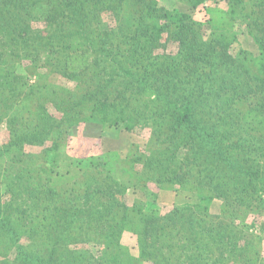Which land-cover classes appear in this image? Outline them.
Returning a JSON list of instances; mask_svg holds the SVG:
<instances>
[{"label":"trees","instance_id":"1","mask_svg":"<svg viewBox=\"0 0 264 264\" xmlns=\"http://www.w3.org/2000/svg\"><path fill=\"white\" fill-rule=\"evenodd\" d=\"M202 13L207 19H198ZM219 13L231 29L218 26L214 15ZM234 27L249 48L240 43L236 54ZM50 75L61 79L70 101L61 120L46 112L45 102L38 108L36 119L44 127L38 145L51 141L52 147L23 154L11 176L0 171V236L6 231L9 242L17 244L18 258L28 264H57L72 237L91 242L100 225L101 238L105 232L115 235L129 207L92 203L89 181L82 184L83 192L72 184L63 190L69 195L64 197L51 185L52 174L68 172L47 166L51 168L57 153L89 157L91 150L81 151L93 145L90 137L149 128L177 147L184 144L192 160L194 154L203 159L172 179L180 186L179 196L193 195L195 203L176 206L164 216L174 229L164 243L162 237L155 247L148 244L143 257L149 255L156 264H254L244 258L246 247L238 246L239 235L245 234L236 220L245 208L252 210L253 202L264 207V0H0V122L12 128L19 148L36 141L24 130L29 121L20 122L33 113L27 109L30 100L50 96L57 103L64 95L56 85L51 94L43 93L49 86L38 83ZM32 77L35 85L29 84ZM253 113L262 120L254 121ZM81 126L88 141L79 145L84 140L80 133L67 141L69 131ZM59 143L66 150L61 152ZM13 147L9 142L0 148V158ZM129 151L125 159L108 157L100 165L109 166L111 173L127 170L125 166L132 167L130 172L141 169L143 155L133 147ZM172 152L153 159L156 167L151 169L162 180ZM90 161L97 170L95 159ZM142 172L146 176L144 168ZM4 183L13 184L11 210L1 203ZM216 199L222 200L223 219L208 213ZM26 219L35 225L32 241L53 243L46 253L19 244ZM50 219L58 225L68 219L66 229L44 233ZM101 238L97 244L111 245ZM75 251L69 264L92 260L85 250ZM218 254H225L221 262Z\"/></svg>","mask_w":264,"mask_h":264},{"label":"rangeland","instance_id":"2","mask_svg":"<svg viewBox=\"0 0 264 264\" xmlns=\"http://www.w3.org/2000/svg\"><path fill=\"white\" fill-rule=\"evenodd\" d=\"M225 7L226 6L223 5L220 7V9ZM205 15V13L198 14L197 17L200 20L202 17L207 19L205 18ZM214 16L218 21V26L224 28V30L232 28L231 25H226V22H228V18L226 16H221L220 13ZM234 32L236 35L238 34V41L237 43L235 42L236 44L233 46L232 50V52L236 54L240 48L241 37L239 35H241V31H236V28L234 27ZM242 45L243 48L249 49L248 46H245L244 41ZM169 50L171 51V47H169ZM121 66L126 68L129 67V65L125 63H122ZM56 76L57 75H55V78ZM59 80L61 79L54 80V78L50 75L44 79L42 78L41 82L38 84L42 85V87H44V85L49 86L47 88L48 90L42 91L43 93L50 94L51 90H54L53 86L56 85V87H58L56 90L60 94L64 92L60 87V84L62 83H60ZM35 83V77H32V79L29 81V84L35 85ZM49 97H46V101L42 102H39L35 99L30 100L31 102H29L27 109H30V111L33 110V113L26 120L23 118L20 121L21 123L29 121L25 126L27 128H24V130H26L29 138H36V141L34 142L35 144H24L20 146L22 148L17 147L16 140L13 139V133L11 134L10 132L12 128L9 127V130L5 124L0 122V148L4 147L9 142H13L14 144V147L11 148V151L0 158V171H4L5 175L11 176L13 172L17 173L16 168L18 164L15 162H17L18 158H21L23 154H37L41 153L42 151L45 152L48 148H50V146L52 147L51 144H53V142L51 141L47 142L45 146L38 145V142L43 138V134L40 132L44 128L43 123H38L36 119L38 116L37 112L39 111L38 108L41 103L45 102V107L47 106L46 112L56 120H61V118L64 116V110L69 108L68 104H70V101L68 95L65 93L61 98H57L58 100H55L57 103H54V101L50 100ZM73 101V104L75 102L77 103V100ZM0 109H2V106ZM253 115L254 113L251 117L254 121L257 119V117L258 121L262 120L263 116ZM81 128H83V126H81L79 130H77V127H75L73 130H70L69 134L66 136V140L68 141L71 138L77 139L76 135L80 133L82 137H84V140L78 144H85L88 140L86 139L87 136L83 135L84 131L82 133ZM167 134L169 135V133ZM90 138L89 141L93 145L82 149L81 152H86V150L92 151L89 154V157H87L90 158V160L92 158L95 159L96 164H98L97 170L94 168L95 165L92 164V161L86 160L87 157H84L83 153H81V155L77 154L73 156L77 157L75 159L72 156L65 157L63 153H57L55 162L51 165V168L50 165H48L47 168L54 171L59 169L63 175L66 172L68 173H66V175L63 177L57 176L53 173L52 175L54 180L49 179L50 181H53V183L51 182V185L57 188L59 193L61 192L62 196L65 197L69 195L68 193H64L63 190H68L73 184L79 192H83L84 187L82 184H85L87 181H89V184L92 185L88 189L87 195L93 198V201H91L92 203L98 201V203L104 205L106 208V205L111 202L110 205H112V207L115 209H118L123 205L126 207L128 206L131 211L129 214L124 216V219L121 222L122 225H120V223L119 227H117L119 228L118 231L114 232L115 235L109 234L110 232H105L104 237L101 238L104 227L103 225H100L98 227V231L94 232L96 229L93 230V233L96 234V236L91 242H83L80 239H77L75 236L72 237L71 242L65 245V247L67 246V250H65V252L62 254V257L57 264H69V256L71 254L73 255L76 252V249L85 250L84 252H86L88 256L90 255L95 264H98L99 262L101 264H156L152 257L145 254L147 252L145 248L148 244L150 245L149 248L155 247L157 241L162 237H164L162 239V242L164 243L169 230L171 228L174 229V227L170 226V222L165 221L164 216H168L169 211L176 206L195 203V198L193 195L190 196L186 194L184 196H179V191H177V189L180 186L178 183L172 181V179L181 175L183 171H185L184 168L186 166L195 164L197 165L199 160L203 159L202 156L201 159L199 154H194L195 156L192 160L189 157L192 152L187 147H185L184 144L177 147L175 144L169 143L165 135L164 138H162V135H156V133L151 131L149 128H138L134 133H119L116 131H110V133L103 137ZM64 143L66 144V141H64ZM95 143L97 145H95ZM59 144L60 151L66 150V146H64L65 144ZM131 147L134 148L136 154L139 153L143 155L144 161H146L145 159H147V161H149L151 158L152 159L149 161V163H147V161L146 163L143 161V165H140L141 169L139 167H133L134 170L131 172L128 170L132 168L130 166H125L128 171L119 169L115 173H111L109 166L107 169H104V165H100L103 163V161L107 162L106 158L108 157L112 159L114 158L116 162L120 161V158L125 159L131 153L129 151ZM170 150L173 151L170 154L171 157L173 156V159H170L171 164L169 165V170L165 174V180H162V175L154 172V170L151 169L153 166L156 167V163H154L153 159L165 155L164 153L169 152ZM11 160L14 161V164H11ZM144 164L145 166L148 164V166L145 167ZM143 168L145 169V172L147 171L146 176L143 175ZM157 180H161V182H156ZM26 181H34V179H26ZM76 182L77 185H75ZM119 186L125 187V190L118 188ZM10 188L13 189V184L10 186L6 185L5 183L2 184L1 203L3 206H5V209L9 207L11 210L13 209L11 206L13 199L11 191H9ZM255 204L256 202H253V206H250V208H252L251 211H249V208H245L248 209V211L244 209L243 211L245 212H243L241 218L236 220L237 226L245 234L239 235L241 242L238 246L241 248L246 247L244 250L245 259L249 260L250 262L254 260V264H264V207L260 208ZM223 208L222 200L216 199L211 203L208 213L211 216L213 215L223 219L221 218L222 212L224 213ZM253 216H255V218H253ZM52 220L54 224H51ZM28 221L29 220L26 219L25 224H23L21 228L20 226L16 228H20L19 230L22 229L21 232H23L19 244L26 247L28 251H38L39 254L46 253L45 251L47 250V247H51L53 243L49 240L43 241L40 239L39 241H32L33 239H31L30 235L33 233V231H31V228L33 229L35 225H28ZM48 221H50V226L45 223L46 226L44 233L51 231L59 232L66 229V223L68 219L63 220L62 225H58L54 219H50ZM129 223H131V226L128 228ZM123 226H126L127 228L123 229ZM72 227H74V225H72ZM146 228L147 232L150 234L149 236H144ZM99 238L104 239L106 242L111 241L112 243L111 245H103V243L97 244L96 242ZM139 238L141 239V242ZM9 241L10 239L7 236L6 231H4L0 236V264H28L23 262L22 258H18L19 255L17 254V244L13 245ZM226 242L224 245H226ZM247 243H249L248 246H246ZM106 247L108 248L107 250ZM143 252H145L144 257L142 255ZM223 256H225V254H222V256L221 254L220 256L218 254L219 262H221ZM259 259H261L260 263L258 261ZM215 260L216 259L214 258L213 261L215 262ZM91 261L89 264H91Z\"/></svg>","mask_w":264,"mask_h":264}]
</instances>
